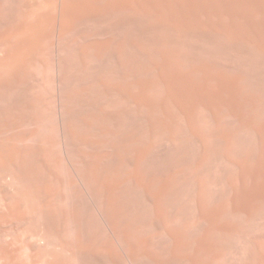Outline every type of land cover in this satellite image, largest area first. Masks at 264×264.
I'll use <instances>...</instances> for the list:
<instances>
[{
	"label": "rangeland",
	"instance_id": "rangeland-1",
	"mask_svg": "<svg viewBox=\"0 0 264 264\" xmlns=\"http://www.w3.org/2000/svg\"><path fill=\"white\" fill-rule=\"evenodd\" d=\"M19 1L20 0H0V35H1L0 39L4 38L2 39L3 41L6 39L5 40L6 42L5 41L4 42L7 43V45L8 44L12 45L15 42L12 39V37L8 34L7 30L10 28H14L17 24L20 23V21L23 20L20 19L18 12H17L18 15L16 14V10H18L20 6V3L17 4V2ZM58 1L64 2V0H58ZM102 1L99 0L98 2H96V0L94 1L92 0L91 2L93 3L95 2L96 5L98 4L96 6L95 4L92 3L93 7L95 6V8L103 10L104 5L102 4L103 3ZM112 1L113 3L116 1V3L114 4L112 3L115 8L113 7L112 9L111 6L109 9L108 7H106V9L108 10L104 9L103 14H105L106 16L105 19L107 21L104 20V18H102L104 20V21L102 20L103 24H101V22L96 23L95 21L93 24L92 19H91L92 21L90 19H88L90 20L88 21L85 19L82 20V19L74 18V15H72L70 12L66 10H62L63 12H59L61 11L59 9L57 12L59 15L62 14L63 19H61L62 16H59L60 19L58 18V20L55 21L57 22L55 23V26H53L54 22L52 23L53 25L47 24L49 25L47 26L49 32L53 31L52 27L55 28L53 29H54V33L56 32L55 33L56 36L53 39L54 41L51 40L52 41L51 44L49 41H46L45 43H43V45L40 46L39 52L41 50H43V52L41 51L39 53L40 55V57L38 58L39 60L37 59L39 61V66H34V65L31 66V64L29 63L22 62L23 64L20 65L18 71L12 74L14 76L11 75V79H10L11 81L6 80V77L2 76L3 74L0 72V80H2L0 82L1 83L3 82L2 84L4 85L3 86L0 83V88H1L0 102L2 103V104L0 103V150L1 153L2 151L3 153L9 151L7 154L8 156L5 153L4 154L2 153L3 154L2 156L6 155L5 159H7L8 157L9 163L12 166L11 167L9 165L11 167L10 175L8 171L9 169L6 170L8 173L6 171L5 174L4 172H2V174L0 173V175L4 174L3 176H0L1 177L0 190H6V192L3 191L2 193L0 191V193L2 195L8 192H10V194H12V192L13 194L18 193V195L21 198H23L24 196V200L26 198L25 201L27 200L30 202L34 201L33 203L28 202L31 205L30 207L31 213L34 210H37L33 212V214H31L30 211H28L29 215H31L30 217L32 218L31 220L33 224H35V225L31 224L29 226V230L31 229L35 230L34 231L35 237L34 239H30V241L25 239L23 240L27 241V243L29 242V244L30 242L31 243L39 242L38 245H40L42 251H45L46 253L44 254L43 252L44 256L45 255L46 256L44 258L45 260L43 259L44 261H42L41 264L42 263L56 264V262L57 264H64V263L65 264H97V263L118 264L119 262H120L119 264H264V72H263L264 50H262L264 49V0H247L250 4L246 0L244 1L228 0L229 5L226 0H225L226 3L224 0L223 2H220L221 0H211V1L209 0L212 8L210 7L211 9H208L206 11L207 12L206 16H204L205 10L201 11L200 9L201 11L200 12L199 10H194L192 9L191 6L189 7L185 4H182L181 7L185 8V6H187L189 9L186 7L187 9H184L183 10L184 12L181 9V11L183 12L182 14L181 11L180 12L177 10L175 11L173 7H170L166 1H164L166 7H164V4L162 3L161 4L163 6L159 4L163 0H160L159 3H156L158 2V0L156 1L147 0V2L150 5L154 1L155 4L159 5L157 6L154 4L153 6L152 3L151 7L148 6L150 7V10L148 9V7H145L147 5V3H145L146 1L143 2L145 3V5L142 3V5L144 6L143 8L146 9V11L148 10V13L146 15L145 13H139V12L136 14V12L133 10V7L138 2L137 0L136 1L124 0L123 1L124 3L122 2V0H112ZM118 1L121 2L118 3ZM217 2H219L218 3L219 5L217 4ZM232 3L234 5H232ZM241 3L243 4V6ZM120 4H122L123 6L126 4L127 7L124 6L125 8L128 9L132 8V9L128 11V9H125L124 7H123L124 9L118 7L120 10L121 9L124 10V11L122 10L120 11L118 8H116L117 5ZM15 5L18 6V8ZM102 5L103 7L101 8ZM160 5L164 9H166L168 6L166 11L171 8L172 12L170 13L169 10H168L169 13L165 12L160 7ZM233 6H235L234 7L235 9L231 8ZM160 8L161 10H163L162 12L166 16L167 14L168 15L173 14L174 11L175 14L181 13L182 15L180 16L179 14L178 16L180 17H177V15L176 17L173 15L171 16L169 15L170 17L173 16V19L175 18L176 20L175 19L174 20L175 22L176 21L177 22L176 23L170 22L169 24V22L165 20L166 21L165 23V21L161 19L163 18V16L160 17V14L161 15L163 14L160 11ZM132 10L133 12H135L134 14H132L133 13L131 12ZM151 10H152L151 12L152 16L151 17L147 16L149 15ZM193 10L196 13V15H194L195 13L193 12ZM108 11H110L111 14ZM126 11L128 13L130 12L133 15V17L137 15L138 18H140V20H136L137 17L134 19L138 21V23H141L140 24L141 28L145 26L147 30H151V31L150 32L148 31V33L145 32L146 34L141 33L139 35V33L135 31V29L134 31H132L133 29L132 30L130 29L132 28L130 26L132 25V23L131 24L128 23L129 24L128 30L130 29L131 30L130 33L132 32L131 34H128V32L126 31L127 28H125L124 26L126 25L127 27L128 24L126 23L128 21L132 22L133 20L132 19L131 21L128 20V17H132V15L130 13L128 14ZM157 11H159L160 14H158ZM197 11L199 12V14L197 13ZM245 11L246 12L248 11L247 14ZM117 12H119V15H121L122 17L118 16ZM153 13H157V14H153ZM190 13L191 15L193 14L192 16L195 17L194 19L197 20L198 17L196 16L198 15L199 18L201 17L200 18L201 20L198 18L200 21L204 20L205 26L207 25L208 27L207 28L208 32L204 31L205 36H201V38L200 35L199 37L197 35H193L192 37L194 38L192 37L189 38L190 35L187 37L186 36L181 37L180 34H181V30L183 29V26H185L184 30L187 27V24L185 25L186 21L190 23L188 24L189 27L193 25L191 21H189L188 16L184 15V14L188 15ZM16 15L18 16V20ZM123 15L126 16L127 18L126 20H128L127 22L125 21V18H123L125 17ZM141 15L144 16L142 17ZM146 16L147 18H144ZM149 17L152 19L157 18L156 21H158L159 18L160 23L158 25L160 26L162 25L166 27V29H168L167 25L168 26L170 25L169 28L171 30L169 29L170 31L168 30L169 31L168 33L171 34L170 38L172 37L173 38L170 41L168 37L170 41L169 43H166L167 38L165 39L163 37L164 33L163 35H161L162 34L161 32H163L161 31V29L164 30L165 28L161 27V29H158L159 26L157 25V23L156 25L158 26V28L157 26L156 28L154 26H153L154 28L150 27L153 25L155 20L153 19L152 22V20L150 19L151 20L150 22V20L148 19ZM183 17L186 18L184 19ZM71 18L73 21L71 20ZM143 18L144 20H142ZM145 19L146 20L148 19V21H146ZM60 20H64L67 24L68 22H70V24H68V26L65 27V25L63 26L65 22L61 23ZM109 21L111 22L109 23ZM122 21H125V23H122ZM136 21H135V26L138 24ZM141 21L144 22L142 23ZM213 21L215 25H212ZM241 21H245V22L244 23L242 22V24H240ZM89 22H91L90 23L91 25L89 24ZM11 23H13V25ZM148 23L150 24V26L147 25ZM120 24H125V25L121 26ZM106 25L107 26L109 25L108 28ZM246 25L249 27L250 31L247 29L248 27ZM94 26H96L97 29L99 30H97L96 27ZM137 26L139 27V25ZM193 26L190 28L187 27L188 29L186 30L189 31L190 29L193 28ZM235 26H237V28ZM49 27H51L52 31H50ZM67 27H70L71 30L70 28ZM92 27H94L95 29H92ZM118 27L122 31L119 30ZM140 27L137 28L139 29V32H140ZM179 27L182 29H180ZM101 28L102 30H100ZM117 29L119 31H117ZM194 29L198 30L199 28L197 29L195 27ZM199 30L203 31L201 29ZM73 31L75 32V34ZM133 32H136L139 36L136 33L135 34L137 36L136 35L134 36ZM205 32H207L208 34L206 35ZM212 32L213 34H211ZM154 33L157 34L158 37L155 36ZM261 33L263 36L261 35ZM151 36L154 37V42H156L155 43L156 47L154 46V43H148L149 46L147 48V43L145 42L150 41ZM195 36L197 37L196 40H195ZM159 37L163 38L164 40L160 39ZM177 37L179 39L181 38L182 39L179 40L177 39ZM202 37L203 38L206 37L207 39L206 40L204 38L203 42H205V44L201 43V41L203 40ZM158 39L160 41L159 43H157ZM198 39L199 40L202 39V40L198 41ZM140 40H142L143 43ZM11 42L13 43L11 44ZM93 42L96 43L94 44ZM197 43L199 45H197ZM90 44H92V47H90ZM176 44H178L179 46ZM201 44L203 46H201ZM47 46L50 49H48ZM173 46L174 47L177 46L179 48L175 47L174 49ZM207 46L210 47L206 48ZM89 47L91 49H89ZM94 48L98 50H95ZM161 48L163 49L160 50ZM194 48L196 49V51ZM87 49H89L91 52L89 50L88 52ZM183 49H186V53L191 57L185 54V50ZM171 50H173L174 52ZM197 50L200 51V54L201 55L203 54V56H200ZM152 51L153 53L155 52L156 55L151 54ZM172 52L173 55L170 56ZM195 52L197 55L195 54ZM181 53L184 54L182 55ZM89 54L91 55L89 56ZM146 54L148 57L150 56L149 59L147 58ZM206 54L208 58L206 57ZM260 54L263 56L261 57ZM142 55L145 56L143 57ZM152 55H154L155 57ZM179 55H182L184 57V58L181 57V59H183L184 61L180 59L179 60L181 61L180 63L176 61ZM247 55L248 56L251 55V59L247 58L248 57ZM135 56L138 59H140L137 60L136 58L137 62L141 61L140 62L141 65L145 67L147 66L146 63L149 64L147 67H151L152 64L154 66L158 64L157 66H159L160 68L159 67L157 68V66L156 67L152 66V67L157 69L156 75L158 74L159 78L158 77L155 78L158 81L160 79L159 83L161 84L162 82L163 86L161 85V87L164 88L160 87L161 88L160 91L157 89L155 91H151V89L148 88L144 89L143 87H141L140 81H145V80L151 81L150 79H152V77H150L149 79V75L145 76L146 74L140 72L141 70H139L138 67L135 69L136 65L133 64L134 67H132L131 65L132 63L130 62L132 60L135 61L134 58ZM187 56L190 58V60ZM153 57L157 60H155ZM256 57L259 58V60ZM47 58L48 59L52 58V59L51 60L49 59L50 61L48 62ZM72 58L74 59V61ZM150 58L152 59V61ZM172 58H174L175 60ZM249 59L251 60V62L253 59L254 62L250 64L254 66L251 65L249 66L248 63V61H250ZM45 60L46 62H44L43 65L42 62ZM168 60L171 62H169ZM143 62L144 64H142ZM246 63H248V65ZM168 64L171 65L169 66ZM258 64H259L258 67L259 69L257 68ZM168 67H171V70L172 68H174L175 73L177 72L179 73L183 69L181 73L184 74L186 73V74L185 75L181 74V76L182 77L184 76L183 77L184 79L180 80L181 76L179 75L180 77H177L178 75L173 73L174 72L173 70H172L173 72L171 73H173L175 76H171L170 73H167V71L169 72L170 70V68ZM200 67H202V70H199ZM196 68H198L197 69L199 70L198 72L196 71ZM261 68L263 69L260 70ZM39 69L42 71L40 72ZM184 69L187 71H185ZM33 70L36 71V74H34L35 71ZM49 73L54 75L52 76ZM139 74L140 75L143 74L142 77ZM26 76L28 77L26 78ZM204 76H206V78ZM37 78H39V80ZM4 79L7 82H5ZM41 80H43L44 82H42ZM49 80H51L52 82ZM185 80L186 82H184ZM25 81H27V83L29 82V84L25 85L26 84ZM33 81H35V85H33L34 83ZM196 81L198 82V84H196L197 83ZM96 82L99 83L97 85H101L100 89H104L103 91L104 93L102 92V90H100L101 94L99 93L97 99L95 98L96 99L95 100L92 97L95 94L93 95L91 94V88H92V84ZM182 82L185 85H183ZM88 83H90L91 85ZM188 83L191 87L188 85ZM46 84H48L47 87L48 89L46 88L47 86ZM50 85L51 88H49ZM97 85L95 88L99 90V86L97 87ZM195 85L197 86V88H195ZM183 86H187V87H183ZM175 87H177V89ZM192 87H194V89ZM95 88L92 89L98 93L99 91L95 90ZM164 89L166 90V92ZM75 90L77 91L74 92ZM163 90H164L163 93L164 95L161 93L163 92ZM7 91L10 94H7ZM40 91L41 94L37 95V93H39ZM94 91L92 92L94 93ZM173 91L177 94H175ZM42 92H44L45 94ZM48 93H50L53 97L50 96V94ZM74 93L80 95L79 96L76 95L77 96L76 98ZM156 93L158 94L156 95ZM170 93L172 94L170 95ZM153 94L155 95L154 97ZM90 95H92L91 97L94 99L95 102L99 100L98 98H100L101 100H99V102L94 105L95 102L91 100L92 98L89 97ZM38 96L40 97L38 98L39 100L37 99ZM141 97L142 98L146 97V99L148 97V100L143 103L144 105L140 102ZM88 98L91 99L87 100ZM157 98L161 102L156 100ZM44 99L49 101L48 102V104L50 103L49 106H54V109L53 107H51L53 110H51L49 106H48L49 108H47V101L44 102ZM35 100L36 102L41 101L40 103H38L39 105L36 104ZM42 101L44 104L43 106L45 108L41 107V112L34 114L35 110H39L37 109L38 106L39 108L40 106H42ZM88 101L89 103L85 104V102ZM34 102L38 106L34 105ZM74 102H75V107H73ZM145 103L148 105L146 106ZM155 104H157V107ZM32 105H34L36 109ZM92 105H94L96 108L95 107L93 108ZM69 106L75 108L74 111L78 113L76 112L74 113L73 108L71 109ZM79 106L82 108H80ZM89 106L92 107L93 111H95L96 116H94V118L92 117L93 116L92 113L89 115L90 113ZM152 106H154L153 109L151 108ZM148 107H150L149 111L147 109ZM155 107L157 108L155 109L157 110L156 111L157 113L155 112L153 115L152 111H154ZM76 108L78 111L76 110ZM42 109L44 113L46 112V114L51 111L49 115L48 114L47 115L50 117V120H53V121L50 120L48 121L46 119L48 122L45 121V124L48 123V125L47 124L44 125L46 126V128H48L49 126L48 128L49 131H47L46 129V133L44 132L45 126H40L38 121H36V123L34 122V120L38 119V117L41 116V114H43ZM68 109L74 115L76 114L77 116L73 117L72 114L71 117L70 116L71 112H69ZM27 110L28 112L31 113H28ZM144 111L145 113H143ZM149 112L152 113L150 116L148 115ZM51 114L54 115L50 116ZM156 114L158 115L159 122H157L158 120H156L157 118ZM176 114L178 116H176ZM47 115L46 116L44 115V117H47ZM127 115L131 117L129 118ZM163 116L164 118H162ZM51 117H54L55 120ZM91 117L95 120L97 119V121L92 120ZM96 117H100V119ZM137 117L139 118L141 117V118L137 119ZM154 118L157 124L161 123L162 127L167 126L166 131L169 130L168 135L166 134L165 136V134L161 133L160 131L153 129L157 127L155 126L156 122L155 120H153ZM90 119L91 122H94L93 123L94 125H90L92 124L91 122H89ZM129 119L130 121H128ZM168 120L169 122L170 121L171 122L167 123ZM54 121H56L57 123ZM100 121L103 122V124L100 123ZM142 121L143 123H141ZM144 121L147 123V125H152V126H147ZM149 121L151 123H149ZM49 122H51L52 124L50 125ZM55 123L56 125L54 127ZM178 123L180 126L179 130L178 127H176ZM133 124H134V128H133ZM38 125L42 127L44 130H41L42 128L40 127L38 129L37 127ZM181 125H183L182 126L183 129H181L182 128ZM173 126L175 129L173 128ZM2 127L4 128L3 131H2L3 129ZM222 127H224L223 128L224 130L222 129ZM52 128L54 130L55 128H57L59 130L58 131L59 133L57 132L53 133L55 131ZM16 129L18 130V133ZM147 129L149 130L148 135L146 134ZM173 129L176 131H174ZM38 130L39 131L41 130L42 133L39 132ZM151 130H154L155 132ZM35 131H37L39 134L41 133L40 134L41 136L45 135V137H40V135L37 134ZM156 132L157 133L160 132L159 134H163L165 137L162 135V138L164 139L161 138V135H156L155 134ZM17 134L18 135L23 134L22 135L23 137L22 136L20 137ZM52 134L53 135L56 134V135L52 136ZM28 135L30 137H33V139H30ZM139 135H141L142 137L140 138ZM144 135L146 138L144 137ZM167 136L168 137L171 136L170 139L169 138L166 139ZM15 138L18 141H16ZM41 138L44 139L40 140ZM86 138H88V140ZM177 138H179V140H177ZM55 139L59 140L57 142L61 145V147H59L60 146L59 144L56 145L57 143ZM173 139L175 140L173 141ZM31 140L33 141L30 142ZM51 140H53L54 146H56L57 148L53 146V142ZM147 140L148 142H146ZM41 141L42 142L45 141V143H47L45 145L47 149H49L50 146H52V149L50 148L48 150V151L51 150L50 154L48 153V151H46L47 149L45 146L43 150L42 145L39 144L41 143ZM139 141H141L140 142L142 145L141 147ZM157 142H159L160 144ZM34 143H36V145H34ZM45 143L43 142V144ZM145 144L147 147L149 146L150 148L147 149ZM157 144H159L160 147L157 146ZM35 146L38 147L39 150L36 149ZM101 146H103L102 150H99ZM6 147H8L9 149ZM14 147L15 150L13 151L14 152L16 151L18 155L16 154V157L12 158V156L14 157L15 153L14 152L10 153V152L12 151V149H14ZM153 147L154 149H152ZM30 148H32L33 150ZM40 148H42V150ZM56 149L57 150L59 149L58 152L60 153H57ZM40 150L43 152L46 151L48 153L47 156L49 155L51 156V154L53 153L52 155H54L56 161H51L53 157L51 156L52 158L49 157L51 158L49 159L48 157H46L47 153L44 152L45 153L44 155L43 152H41ZM32 151H34V153ZM101 153H105V154H101ZM30 154L33 156L29 157ZM141 154L142 156L143 155L144 156L142 157ZM145 156L146 158H144ZM36 157H38L39 159L38 162H37L38 159ZM50 161L52 163L53 162L56 163L53 165L52 163H50ZM122 163L124 164L126 163L128 165V166L126 164L124 165L127 169L125 167H122L123 165ZM96 166L97 168H95ZM92 168H94L95 173L92 171L93 170ZM98 168L102 169V170L99 169L102 171V172L100 171L101 172L100 174H97L99 171L97 172L96 169ZM124 171L127 173H125ZM109 172L111 173L109 174ZM94 174L97 176H95ZM124 175L127 176L124 177ZM99 176L101 177L98 178ZM91 179L94 180L95 182L92 181ZM55 180L57 181L56 183ZM64 182L66 184H64ZM10 183L11 185H13L12 187H9ZM51 183L52 185H50ZM62 183L64 185L70 184L72 187L71 186L69 187L73 189L68 188V185L67 187L64 186ZM112 183H113V190L114 188L115 189L117 188V186L114 187V185L115 184L118 185L120 183L119 184L120 187L118 188L119 190L118 189L114 190L115 193L113 192L111 186L109 185ZM53 187L55 188L53 189ZM60 187H62L61 188L62 190L60 189ZM64 187L66 188L63 190ZM100 188H102V190ZM8 189L11 191H9ZM97 189L101 190V194L99 192L100 195L97 193ZM113 194H115V197ZM19 196L18 199L20 198ZM56 196L58 197V200ZM116 196H118V198L119 197L121 198L115 199ZM30 197L32 200L33 199L34 200L32 201L31 199H29ZM98 197L101 198L102 200H100ZM82 198L84 201H82ZM13 200L14 202H16L15 200H17V198ZM116 201L120 205L116 203ZM129 202L132 203L129 204ZM140 202L143 203V205ZM49 203L52 205H49ZM77 203H80V205H78ZM144 205L146 207H144ZM0 206L5 207V208L0 207V213L1 212L3 213L5 212V210H7L6 202H1ZM78 206L79 207L81 206L80 209L85 206L86 210L84 208L83 211L82 209L80 211ZM38 209L40 212H38ZM129 211L130 213H132V215L129 213ZM79 212L82 213L80 214ZM66 217L70 220L68 221ZM133 217L135 219H132ZM64 220L67 221L65 222ZM61 222L65 224L66 227ZM71 222L72 224H70ZM40 227L42 228V230L40 229ZM97 229L99 232L97 231ZM39 234L42 237L39 236ZM64 234L65 235L67 234V236H65ZM47 237H50V239ZM3 238L1 240L2 242H3ZM14 238L15 237L13 236H6L4 238V243L5 244L8 243V244L6 245L5 249L4 248L3 249L7 250L5 252L7 253V255H9L10 260L14 259L10 262V264L12 263L14 264L16 260L17 261L15 264H23V263L29 264L28 261H30V264H32L30 258L34 256L33 255L34 253L33 254L31 253L34 251L33 250H29L27 252L16 251L17 249L10 246V243H13V241L15 240ZM40 239L42 241H40ZM246 243H248L249 246ZM50 247H52L53 249ZM218 247H220V249ZM55 249L57 251L59 249V251L57 252ZM28 252L29 254H27ZM49 254H51V256ZM65 255L69 257H66ZM11 256L14 258H11ZM29 256L31 257L29 258ZM61 256H63L64 258ZM50 257L51 258L53 257V259H50ZM20 259L22 261H20ZM25 259L26 260L29 259V260H27V262H23L26 261ZM164 259H166V261ZM64 260H66V262ZM0 261H1L0 264H5L3 260Z\"/></svg>",
	"mask_w": 264,
	"mask_h": 264
},
{
	"label": "bare ground",
	"instance_id": "bare-ground-1",
	"mask_svg": "<svg viewBox=\"0 0 264 264\" xmlns=\"http://www.w3.org/2000/svg\"><path fill=\"white\" fill-rule=\"evenodd\" d=\"M92 0H64V2L62 3V2H59L58 0H20L19 2H17V4L18 3H20V6H19V8H18V6H16L17 8H18V10H16V14H17V12H18V14H19V16H20V19L22 20V21H20V23L19 24H17L14 28H10V29H8L7 30V32H8V34L12 37V39L15 41L14 43L13 42H11V44L12 45H10V44H8L7 45V43H5L6 41V39L3 41L2 39H4V38H2V39H0V72L3 74L2 76H5L6 77V80H10L11 79V75L12 74H14L15 72H17L18 71V69L20 68V65L21 64H23L22 62H25V63H29V64H31V66L32 65H34V66H39V57H40V55H39V53L42 51L43 52V50H41L40 52H39V48H40V46L41 45H43V43H45L46 41H49L50 42V44H51V42L52 41H54L53 39L55 38V36H56V32L54 33V27H52V30H51V27H49L50 28V31H52V32H49V29H48V27L47 26H49V25H53L52 23L54 22V25L53 26H55V23H57V22H55L56 20H58V18L60 19V17L59 16H62V14L61 15H59L58 14V10L60 9L61 11H59V12H63L62 10H66V11H68V12H70L72 15H74V18H77V19H85V20H88V19H92L91 21L93 22V24H94V21L96 22V23H99V22H101V24H103V22H102V18H104V20H106L105 19V14H103V11H104V9H106V7H108V9L111 7L112 9H113V4L114 3H116V1L113 3V1L112 0H100V1H102L103 3V5H104V7H103V5L101 6V8L103 7V10H101V9H97V8H95V6L93 7V4H95V2L93 3V2H91ZM94 1V0H93ZM99 1V0H98ZM97 0H96V2H98ZM124 0H122V2H123ZM131 1V0H130ZM129 1V2H130ZM136 1V0H135ZM138 2L135 4V6L133 7V10L136 12V14L139 12V13H145V15L148 13V10L146 11V9H144L143 7V5H142V3L143 2H145V3H147V5L145 6V7H148V6H152V3H153V6H154V2L156 1H154V2H150L151 3V5L147 2V0H137ZM159 1L160 0H158V2H156V3H159ZM164 1H166L168 4H169V6L170 7H173L174 9H175V11L177 10V11H181V9H182V11L184 10V9H187L188 7L187 6H191L192 7V9H194V10H199L200 11V9H201V11H203V10H205V15L204 16H206V11L208 10V9H211L212 7H211V5H210V2H209V0H163V1H161L159 4H164ZM211 1V0H210ZM225 1V0H224ZM227 1V3H228V5H229V1H232V0H226ZM226 1H225V3H226ZM235 1V0H234ZM237 1V0H236ZM241 1V0H240ZM239 1V2H240ZM244 1V0H243ZM247 1V0H246ZM119 2H121V1H118V3ZM220 2H223V0H221ZM238 2V3H239ZM248 2V1H247ZM252 2V1H251ZM93 3V4H92ZM113 3V4H112ZM117 3V4H118ZM124 3V2H123ZM122 3V4H123ZM132 3V2H131ZM145 3H143L144 5H145ZM214 3H215V1H214ZM219 2H217V4H218ZM242 3H245V2H242ZM241 3V4H242ZM249 3V2H248ZM122 4H120V5H117V7L116 8H122V9H124L125 7H127V5L125 4L124 6L122 5ZM149 4V5H148ZM161 4V5H162ZM168 4H166V5H168ZM182 4H185V5H187V6H185V8L184 7H181V5ZM221 4V3H220ZM231 4V3H230ZM250 4V3H249ZM96 5V4H95ZM98 5V4H97ZM96 5V6H97ZM116 5V4H115ZM133 5V4H132ZM155 5H157V4H155ZM160 5V7L162 8V6ZM219 5V4H218ZM222 5H224V4H222ZM227 5V6H228ZM232 5H234L233 3H232ZM231 5V6H232ZM251 5H253V4H251ZM254 5H255V3H254ZM129 6V5H128ZM157 6H159V5H157ZM242 6H243V4H242ZM248 6V5H247ZM14 7V6H13ZM124 7V8H123ZM131 7V6H130ZM129 7V8H130ZM150 7H148V9L150 10ZM164 7H166L165 6V4H164ZM187 7V8H186ZM211 7V8H210ZM222 7H225V6H222ZM235 6H233V7H231V8H234ZM249 7H250V5H249ZM17 8H15V9H17ZM115 8V7H114ZM118 8V9H119ZM159 8V7H158ZM161 8H160V11L162 12L163 10L165 11V12H168V10L170 11V13L172 12L171 11V8L170 9H168L167 11H166V9L168 8V6H167V8L166 9H164V8H162L163 10H161ZM228 8V7H227ZM108 9H106V10H108ZM111 9V10H112ZM121 9V10H122ZM125 9H128V8H125ZM132 9V8H131ZM131 9H128V11H130ZM153 9H154V7H153ZM152 9V10H153ZM189 9V8H188ZM215 9V8H214ZM217 9V8H216ZM235 9V8H234ZM105 10V11H106ZM120 10V9H119ZM120 10V11H121ZM133 10L131 11V12H133ZM152 10L150 11V13H149V15H147V16H152ZM156 10H158V9H156ZM155 10V11H156ZM173 10V9H172ZM194 10H193V12H194ZM219 10V9H218ZM225 10V9H224ZM229 10V9H228ZM249 10V9H248ZM254 10V9H253ZM113 11V10H112ZM122 11H124V10H122ZM175 11L173 12V14H171V15H173V16H175L176 17V15H177V17H180L182 14H183V12L181 11V13H179L180 14V16H178L179 14H175ZM200 11V12H201ZM233 11V10H232ZM250 11H251V9H250ZM249 11V12H250ZM14 12H15V10H14ZM20 12V13H19ZM108 12H110V11H108ZM127 12V11H126ZM135 12H133L132 14H134ZM158 12V14H160L159 13V11H157ZM188 12V11H187ZM189 12H192V11H189ZM209 12V11H208ZM212 12V11H211ZM220 12V11H219ZM218 12V13H219ZM226 12H227V10H226ZM244 12V11H243ZM246 12V11H245ZM248 12V11H247ZM247 12H246V14H247ZM107 13V12H106ZM116 13V12H115ZM125 13V12H124ZM123 13V14H124ZM128 13V12H127ZM130 13V12H129ZM128 13V14H129ZM163 13V12H162ZM169 13V12H168ZM195 13V12H194ZM197 13L199 14V12L197 11ZM229 13V12H228ZM232 13V12H231ZM230 13V14H231ZM235 13V12H234ZM17 14V15H18ZM110 14H111V12H110ZM109 14V15H110ZM120 14H122V13H120ZM131 14V13H130ZM131 14V15H132ZM151 14V15H150ZM153 14H157V13H153ZM212 14V13H211ZM251 14V13H250ZM16 15V16H17ZM71 15V16H72ZM104 15V16H103ZM117 15L118 16H121V15H119V12H117ZM117 15H116V17H117ZM139 15V14H138ZM170 15V14H169ZM168 14H167V16L166 15H164V13L161 15L160 14V17L161 16H163V18H161L163 21H167V22H169V24H170V22H174V23H176L175 22V20L173 19V16L172 17H170ZM185 16H188V18H189V21H191V23L194 25H191L190 27H192L193 26V28L192 29H190L189 31H187L186 29H188L187 27H189V25L188 24H190L189 22H187L186 21V23H185V25L187 24V27H186V29L184 30V27L185 26H183V29L182 28H180V29H182L181 30V37L182 36H189V38H191L193 35H197L198 37H199V35H200V38H201V36H205L204 35V31H207L208 32V27H207V25L205 26V22H204V20H202V21H200L201 19V17L199 18V16L197 15L196 17H198L197 18V20L196 19H194L195 17H193L192 15H191V13L190 14H184ZM194 15H196V13L194 14ZM219 15V14H218ZM223 15V14H222ZM228 15V14H227ZM239 15V14H238ZM242 15H243V13H242ZM258 15V14H257ZM68 16V15H67ZM123 16H125V15H123ZM135 16V15H134ZM142 16V15H141ZM140 16V17H141ZM144 16V15H143ZM142 16V17H143ZM147 16L146 17H144V18H147ZM158 16V15H157ZM201 16V15H200ZM203 16V17H204ZM221 16V15H220ZM230 16V15H229ZM245 16V15H244ZM260 16V15H259ZM109 17V16H108ZM122 17V16H121ZM120 17V18H121ZM132 17H133V15H132ZM128 17V20H130L131 21V19L133 20L132 22H129L128 20H126L127 18H126V16L125 17H123V18H125V21L127 22L126 24H131L132 23V25H130L132 28H130L132 31H134V29H135V31L136 32H138L139 33V35L141 34V33H144V34H146L145 32H147L148 33V31L150 32L151 30H147L146 29V27L145 26H143L142 28L140 27V24L141 23H138V21H136V20H140V18H138V16L136 15L135 17ZM137 17V18H136ZM148 18L149 20L151 19L152 20V22H153V19L152 18ZM159 17V16H158ZM202 17V18H203ZM239 17V16H238ZM241 17V16H240ZM247 17V16H246ZM115 18V17H114ZM119 18V17H118ZM117 18V19H118ZM134 18H136V20L134 19ZM144 18L142 19V20H144ZM156 18V17H155ZM184 19L186 18V17H183ZM182 18V19H183ZM253 18V17H252ZM260 18H262V17H260ZM19 19V20H20ZM61 19H63V16H62V18ZM68 19V18H67ZM76 19V20H77ZM148 19L146 20V21H148ZM157 19V18H156ZM156 19H154L155 21H154V23H153V25L152 26H150V24L148 23L147 25H149L150 27H155L156 28V26L160 23L159 22V18H158V21H156ZM15 20V19H14ZM17 20H18V16H17ZM71 20H72V18H71ZM84 20V21H85ZM90 20H88V21H90ZM103 20V21H104ZM151 20H150V22H151ZM174 20V21H173ZM61 21V23L62 22H65L64 20H60ZM60 21H59V23H60ZM73 21V20H72ZM79 21V20H78ZM83 21V22H84ZM107 21V20H106ZM105 21V22H106ZM125 21H122V23H125ZM135 21L138 23L137 25H139V27H140V32H139V29H137V28H139L137 25V28H136V26H135ZM146 21H145V23H146ZM166 21H165V23H166ZM10 22V21H9ZM11 22H13V21H11ZM16 22V21H15ZM67 22H68V20H67ZM82 22V21H81ZM86 22V21H85ZM104 22V23H105ZM111 21H109V23H110ZM116 22V21H115ZM134 22V23H133ZM140 22V21H139ZM142 23L144 22V21H141ZM162 22V21H161ZM204 22V23H203ZM242 22L244 23L245 21H241L240 22V24H242ZM247 22V21H246ZM17 23V22H16ZM76 23V22H75ZM78 23V22H77ZM88 23V22H87ZM91 22H89V24H90ZM112 23H114V22H112ZM111 23V24H112ZM121 23V22H120ZM156 23H157V25H156ZM174 23H172V24H174ZM213 23V24H212ZM211 24L212 25H215L214 24V21L212 22ZM216 23V22H215ZM238 23V22H237ZM249 23V22H248ZM12 25H13V23H11ZM15 24V23H14ZM47 24H49V25H47ZM68 24H70V22H68ZM68 24L65 22L64 24H63V26L65 25V27L66 26H68ZM79 24V23H78ZM86 24V23H85ZM88 24V25H89ZM111 24H109V25H111ZM129 24H128V26L126 27V25L125 24H120L121 26L122 25H125L124 27L125 28H127V32H128V34H131L130 33V29L128 30V27H129ZM134 24V25H133ZM172 24H171V26H172ZM262 24V23H261ZM59 25V24H58ZM81 25V24H80ZM91 25V24H90ZM96 25H98V24H96ZM100 25V24H99ZM108 25V26H109ZM113 25V24H112ZM115 25H116V23H115ZM119 25V26H120ZM146 25V26H147ZM166 25V24H165ZM177 25V24H176ZM209 25V24H208ZM234 25V24H233ZM245 25V24H244ZM252 25V24H251ZM79 26V25H78ZM78 26H76V27H78ZM83 26H85V25H83ZM107 26V25H106ZM105 26V27H106ZM108 26H107V28H108ZM114 26V25H113ZM134 26V27H133ZM158 26H159V28H158ZM157 26V28L158 29H161V27H164V26H160V25H158ZM170 26V25H169ZM169 26L167 25V27H168V29H166V27H164L165 29L163 30V29H161V31H163V32H161L162 34L161 35H163V33H164V35H163V37L166 39V43H169L171 40H172V38H170L171 37V34L170 33H168L171 29L169 28ZM210 26V25H209ZM240 26V25H239ZM238 26V27H239ZM247 26V25H246ZM245 26V27H246ZM250 26V25H249ZM75 27V28H76ZM94 27H96V26H94ZM94 27H92V29H95ZM103 27V26H102ZM112 27V26H111ZM153 27V28H154ZM177 27V26H176ZM189 27V28H190ZM199 28V29H201V30H203V31H200L199 29L198 30H196V29H194V28ZM213 27V26H212ZM216 27V26H215ZM236 28H237V26H235ZM248 27V26H247ZM54 28V29H53ZM67 28H70V27H67ZM106 28V29H107ZM119 28V27H118ZM148 28V27H147ZM172 28V27H171ZM174 28V27H173ZM241 28H242V26H241ZM240 28V29H241ZM57 29V28H56ZM96 29H97V27H96ZM170 29V30H169ZM180 29H179V31H180ZM194 29V30H193ZM206 29V30H205ZM248 30H249V27L247 28ZM70 30H71V28H70ZM97 30H99V29H97ZM100 30H102V28L100 29ZM119 30H121L120 28H119ZM118 29H117V31H119ZM169 30V31H168ZM175 30V29H174ZM193 30V31H192ZM238 30V29H237ZM244 30V29H243ZM246 30V29H245ZM262 30V29H261ZM5 31V30H4ZM109 31V30H108ZM122 31V30H121ZM125 31V30H124ZM152 31H154V30H152ZM176 31V30H175ZM210 31V30H209ZM247 31V30H246ZM250 31V30H249ZM248 31V32H249ZM74 32V31H73ZM102 32V31H101ZM126 32V33H127ZM136 32H133V34H134V36L137 34ZM159 32V31H158ZM157 32V33H158ZM173 32V31H172ZM207 32H205L206 33V35L208 34ZM217 32V31H216ZM6 33V32H5ZM136 33V34H135ZM176 33H178V32H176ZM180 33V32H179ZM239 33V32H238ZM241 33V32H240ZM244 33V32H243ZM74 34H75V32H74ZM133 34H132V36H133ZM150 34V33H149ZM155 34V33H154ZM210 34V33H209ZM211 34H213V32L211 33ZM234 34H236V33H234ZM246 34V33H245ZM68 35V34H67ZM66 35V36H67ZM138 35V34H137ZM136 35V36H137ZM138 35V36H139ZM148 35V34H147ZM159 35H160V33H159ZM170 35V36H169ZM172 35H173V33H172ZM261 35H262V33H261ZM1 36V35H0ZM130 36V35H129ZM142 36V35H141ZM155 36H157V34H155ZM177 36V35H176ZM176 36H174V37H176ZM216 36V35H215ZM237 36V35H236ZM263 36V35H262ZM6 37V36H5ZM10 37V38H11ZM152 37V36H151ZM150 37V41H148V40H146V41H148V42H145V43H147V48H148V43H154V46H155V43L156 42H154V37H152L151 38ZM158 37V36H157ZM156 37V38H157ZM168 37H169V39H170V41H169V39H168ZM7 38V37H6ZM76 38V37H75ZM136 38H138V37H136ZM160 39H163V38H161V37H159ZM192 38H194V37H192ZM196 36H195V40H196ZM203 38V37H202ZM205 39H206V37H204ZM204 38H203V40L202 39H200V40H202L201 41V43L203 44H205V42H203L204 41ZM238 38V37H237ZM236 38V39H237ZM11 39V40H12ZM141 39V38H140ZM149 39V38H148ZM175 39V38H174ZM177 39H179L178 37H177ZM182 39V38H181ZM181 39H179V40H181ZM12 40V41H13ZM52 40V41H51ZM152 40H153V42H152ZM164 40V39H163ZM176 40V39H175ZM175 40H173V41H175ZM184 40V39H183ZM194 40V39H193ZM199 39H198V41H200ZM207 40V39H206ZM205 40V41H206ZM73 41V40H72ZM142 43H143V41L142 40H140ZM157 41V40H156ZM177 41V40H176ZM188 41H191V40H188ZM238 41V40H237ZM248 41H250V40H248ZM9 42V41H8ZM160 41H159V39H158V42L157 43H159ZM162 42V41H161ZM180 42V41H179ZM197 42V41H196ZM94 43V42H93ZM96 43V42H95ZM94 43V44H95ZM141 43V44H142ZM188 43V42H187ZM194 43V42H193ZM199 43V42H198ZM197 43V45H199ZM49 44V43H48ZM49 44V45H50ZM100 44H102V43H100ZM160 44H162V43H160ZM175 44V43H174ZM201 44V46H203ZM10 45V46H9ZM48 45V46H49ZM89 45V44H88ZM144 45H146V44H144ZM150 45H152V44H150ZM158 45V44H157ZM165 45V44H164ZM176 45H178V44H176ZM183 45V44H182ZM181 45V46H182ZM190 45H191V43H190ZM210 45V44H209ZM248 45V44H247ZM250 45V44H249ZM47 46V47H48ZM95 46V45H94ZM93 46V47H94ZM160 46V45H159ZM163 46V45H162ZM167 46V45H166ZM170 46V45H169ZM179 46V45H178ZM219 46V45H218ZM252 46V45H251ZM250 46V47H251ZM46 47V48H47ZM90 47H92V44H90ZM89 47V49H91ZM156 47V46H155ZM176 48H179V47H177V46H175ZM175 47L173 46V48L175 49ZM192 47V46H191ZM208 47H210V46H207L206 48H208ZM222 47V46H221ZM242 47V46H241ZM247 47V46H246ZM249 47V48H250ZM190 48V47H189ZM205 48V49H206ZM48 49H50L49 47H48ZM89 49H87V51L89 50ZM95 49V48H94ZM144 49H146V48H144ZM152 49H154V48H152ZM158 49V48H157ZM163 48H161L160 50H162ZM165 49V48H164ZM172 49V48H171ZM182 49V48H181ZM195 49V48H194ZM239 49V48H238ZM46 50V49H45ZM95 50H98V49H95ZM148 50V49H147ZM168 50V49H167ZM166 50V51H167ZM177 50V49H176ZM180 50V49H179ZM178 50V51H179ZM183 50H185V54H187L186 53V49H183ZM193 50V49H192ZM199 50V49H198ZM197 50V51H198ZM201 50V49H200ZM220 50V49H219ZM245 50V49H244ZM249 50V49H248ZM262 50H264V49H262ZM48 51V50H47ZM53 51V50H52ZM51 51V52H52ZM84 51H86V50H84ZM90 51V50H89ZM88 51V52H89ZM93 51V50H92ZM131 51V50H130ZM129 51V52H130ZM155 51H156V49H155ZM171 51H173V50H171ZM190 51H191V49H190ZM195 51H196V49H195ZM255 51V50H254ZM91 52V51H90ZM133 52V51H132ZM144 52V51H143ZM160 52V51H159ZM174 52V51H173ZM173 52H172V54L170 55V56H172L173 55ZM182 52V51H181ZM193 52V51H192ZM214 52V51H213ZM235 52V51H234ZM240 52V51H239ZM238 52V53H239ZM242 52V51H241ZM246 52V51H245ZM249 52V51H248ZM257 52V51H256ZM146 53V52H145ZM151 53V52H150ZM165 53V52H164ZM177 53V52H176ZM178 53H180V52H178ZM189 53V52H188ZM201 53H203V52H201ZM244 53V52H243ZM250 53V52H249ZM255 53V52H254ZM42 54V53H41ZM44 54H45V52H44ZM43 54V55H44ZM52 54H54V53H52ZM138 54V53H137ZM151 54H155V52L153 53V51H152V53ZM168 54V53H167ZM175 54V53H174ZM182 54V53H181ZM184 54V53H183ZM182 54V55H183ZM195 54H196V52H195ZM198 54H200V51H198ZM237 54V53H236ZM246 54V53H245ZM248 54V53H247ZM256 54V53H255ZM91 54H89V56H90ZM156 55V54H155ZM158 55V54H157ZM161 55H162V53H161ZM182 55H179L178 57H179V59H178V57H177V59H176V61H178L179 63L181 62V61H179L180 59H181V57H183ZM188 55V54H187ZM197 55V54H196ZM261 55V54H260ZM38 56V57H37ZM45 56V55H44ZM143 56V55H142ZM145 56V55H144ZM143 56V57H144ZM146 56H147V54H146ZM152 56H154V55H152ZM186 56V55H185ZM189 56V55H188ZM187 56V57H188ZM199 56V55H198ZM200 56H203V54L201 55L200 54ZM205 56V55H204ZM210 56V55H209ZM238 56V55H237ZM248 56V55H247ZM253 56H254V54H253ZM263 55H261V57H262ZM46 57V56H45ZM50 57H51V55H50ZM88 57V56H87ZM150 57V56H149ZM149 57L147 56V58L149 59ZM155 57V56H154ZM153 57V58H154ZM189 57H191V56H189ZM188 57V58H189ZM206 57L208 58V56H207V54H206ZM41 58H43V57H41ZM40 58V59H41ZM135 58V61L134 60H132L130 63H132L131 65H132V67H134V65H136L135 66V69L138 67L139 68V70H141L140 72H143V73H145L146 75L145 76H148L149 75V79H150V77H152V79H150L151 81H140V85H141V87H143L144 89H146V88H148V89H151V91H155L156 89L157 90H161V88H164V87H161V85L163 84L162 82H161V84L159 83V81H160V79H159V81L155 78V77H158L159 75L157 74L156 75V73H157V69H155L154 67H156L157 65H151V67H147L149 64L148 63H146L147 64V66L145 67V66H143V65H141V61L140 62H137V60H140V59H138L136 56L134 57ZM136 58H137V60H136ZM141 58V57H140ZM184 58V57H183ZM187 58V59H188ZM196 58V57H195ZM212 58H213V56H212ZM247 58H250L251 59V55L250 56H248ZM254 58V57H253ZM257 58V57H256ZM38 59V60H37ZM48 59V58H47ZM50 59V58H49ZM48 59V62L52 59H50L49 60ZM73 59V58H72ZM130 59V58H129ZM151 59V58H150ZM155 59V58H154ZM172 59H174V58H172ZM185 59H186V57H185ZM241 59V58H240ZM245 59H246V56H245ZM249 59V60H250ZM258 60H259V58H257ZM263 59V58H262ZM147 60V59H146ZM155 60H157V59H155ZM154 60V61H155ZM159 60V59H158ZM175 60V59H174ZM181 60H183V59H181ZM189 60H190V58H189ZM188 60V61H189ZM196 60V59H195ZM216 60H218V59H216ZM256 60V59H255ZM41 61V60H40ZM73 61H74V59H73ZM76 61V60H75ZM151 61H152V59H151ZM169 61V60H168ZM173 61V60H172ZM184 61V60H183ZM248 61V60H247ZM44 62H46V60L45 61H43L42 63H43V65H44ZM53 62V61H52ZM149 62V61H148ZM161 62V61H160ZM169 62H171V61H169ZM254 61H253V59H252V62H251V60L250 61H248V63H249V66L251 65V66H254V65H252V64H250V63H253ZM259 62V61H258ZM264 62V61H263ZM73 63H76V62H73ZM164 63V62H163ZM177 63V62H176ZM185 63V62H184ZM248 63H246L247 65H248ZM50 64V63H49ZM48 64V65H49ZM134 64V65H133ZM142 64H144V62L142 63ZM151 64V63H150ZM178 64V63H177ZM181 64H183V63H181ZM180 64V65H181ZM187 64V63H186ZM189 64V63H188ZM255 64H256V62H255ZM264 64V63H263ZM41 65V64H40ZM161 65V64H160ZM169 65V64H168ZM171 65V64H170ZM169 65V66H170ZM175 65V64H174ZM174 65H172V66H174ZM198 65V64H197ZM261 65H262V63H261ZM23 66V65H22ZM25 66V65H24ZM46 66V65H45ZM152 66H154V67H152ZM167 66V65H166ZM187 66V65H186ZM189 66V65H188ZM44 67V66H43ZM42 67V68H43ZM48 67H50V66H48ZM55 67V66H54ZM74 67V66H73ZM131 67V66H130ZM159 66H157V68H158ZM180 67V66H179ZM182 67H184V66H182ZM259 67V64H258V66H257V68ZM262 67V66H261ZM28 68V67H27ZM31 68V67H30ZM40 68V67H39ZM52 68V67H51ZM160 68V67H159ZM162 68V67H161ZM164 68V67H163ZM166 68V67H165ZM168 68H170V70H171V67H168ZM167 68V69H168ZM185 68H187V67H185ZM192 68V67H191ZM191 68H189V69H191ZM194 68V67H193ZM201 68V69H200ZM199 68V70H202V67H200ZM248 68V67H247ZM29 69V68H28ZM41 69V68H40ZM39 69V70H40ZM50 69V68H49ZM49 69H48V71H49ZM155 69V70H154ZM188 69V70H189ZM195 69V68H194ZM198 68H196V71L198 72L199 70H197ZM205 69V68H204ZM259 69V68H258ZM263 68H261L260 70H262ZM32 70V69H31ZM31 70H30V72H31ZM55 70V69H54ZM169 70V72L167 71V73H170L171 74V76H175L173 73H175V71H174V68H172V70L174 71H170ZM177 70V69H176ZM179 70V69H178ZM183 70V69H182ZM182 70H181V72H182ZM185 70V69H184ZM21 71V70H20ZM33 71H35V70H33ZM42 70H40V72H41ZM154 71H156V72H154ZM163 71H165V70H163ZM185 71H187V70H185ZM139 72V71H138ZM171 72H173V73H171ZM181 72H177V73H175L176 75H178L177 77H180L181 76V74L182 75H185L184 73H181ZM184 72V71H183ZM190 72V71H189ZM188 72V73H189ZM193 72V71H192ZM205 72V71H204ZM203 72V73H204ZM264 72V71H263ZM50 73H52V72H50ZM49 73V74H50ZM55 73V72H54ZM162 73V72H161ZM202 73V72H201ZM18 74V73H17ZM34 74H36V71H35V73ZM34 74H33V76H34ZM165 74V73H164ZM164 74H163V76H164ZM169 74V75H170ZM197 74V73H196ZM205 74V73H204ZM50 75H52V74H50ZM54 75V74H53ZM52 75V76H53ZM140 75V74H139ZM143 75V74H142ZM142 75H140L141 77H142ZM161 75V74H160ZM168 75V74H167ZM180 75V76H179ZM189 75V74H188ZM201 75V74H200ZM12 76H14V75H12ZM25 76V75H24ZM29 76V75H28ZM28 76H26V78L28 77ZM43 76V75H42ZM219 76V75H218ZM36 77V76H35ZM50 77V76H49ZM55 77V76H54ZM53 77V78H54ZM176 77V78H177ZM184 77V76H183ZM182 76L180 77V80H183L184 78H183ZM191 77V76H190ZM193 77V76H192ZM196 77V76H195ZM200 77V76H199ZM198 77V78H199ZM205 78H206V76H204ZM53 78H52V80H53ZM144 78V77H143ZM159 78V77H158ZM162 78V77H161ZM166 78H167V76H166ZM170 78V77H169ZM182 78V79H181ZM197 78V79H198ZM201 78V77H200ZM211 78V77H210ZM222 78V77H221ZM38 80H39V78H37ZM44 79V78H43ZM56 79V78H55ZM54 79V80H55ZM186 79V78H185ZM5 80V79H4ZM5 80V82H7ZM25 80H27V79H25ZM35 80V79H34ZM129 80H130V77H129ZM163 80V79H162ZM188 80H189V78H188ZM191 80H193V79H191ZM208 80H209V78H208ZM0 81H2V80H0ZM11 81V80H10ZM9 81V82H10ZM13 81V80H12ZM36 81V80H35ZM35 81H33L34 83H33V85H35ZM42 82H44L43 80H41ZM49 81H51V80H49ZM165 81H166V79H165ZM178 81V80H177ZM198 81V80H197ZM196 81V82H197ZM29 82H30V80H29ZM29 82L27 83V81H25V85H27V84H29ZM38 82V81H37ZM52 82V81H51ZM55 82V81H54ZM164 82V81H163ZM184 82H186V80L184 81ZM189 82V81H188ZM195 82V83H196ZM1 83V82H0ZM3 83V82H2ZM1 83V85H3ZM14 83V82H13ZM16 83V82H15ZM39 83V82H38ZM183 83V82H182ZM211 83H212V81H211ZM4 84H6V83H4ZM49 84V83H48ZM48 84H46L47 86H46V88L48 87ZM51 84V83H50ZM55 84V83H54ZM88 84H90V83H88ZM97 84H99L98 82H96V83H93L92 84V88H95L96 87V85ZM194 84V83H193ZM196 84H198V82L196 83ZM209 84V83H208ZM12 85V84H11ZM24 85V86H25ZM41 85V84H40ZM91 85V84H90ZM90 85H89V88H90ZM93 85H95V86H93ZM176 85H178V84H176ZM183 85H185L184 83H183ZM188 85H189V83H188ZM212 85V84H211ZM4 86V85H3ZM37 86V85H36ZM38 86H39V84H38ZM99 86V90L98 89H96L95 88V90H98L99 92L97 93L96 91H94L92 88H91V94L93 95V94H95V95H97V96H95V95H90L89 97H93L94 99L96 98L97 99V97H98V95H99V93L101 94V92H100V90H102V92L104 91V89H100V86L101 85H97V87ZM163 86V85H162ZM190 86V85H189ZM188 86V87H189ZM200 86V85H199ZM210 86V85H209ZM40 87H42V86H40ZM52 87H53V85H52ZM161 87V88H160ZM180 87H181V85H180ZM183 87H187V86H183ZM191 87V86H190ZM189 87V88H190ZM44 88V87H43ZM49 88H51V85L49 86ZM159 88V89H158ZM176 89H177V87H175ZM193 89H194V87H192ZM195 88H197V86L195 85ZM211 88V87H210ZM1 89V88H0ZM11 89V88H10ZM19 89V88H18ZM24 89H26V88H24ZM48 89V88H47ZM182 89V88H181ZM191 89V88H190ZM4 90V89H3ZM37 90H40V89H37ZM56 90V89H55ZM90 90V89H89ZM165 90V89H164ZM164 90H163V92H161L162 94L164 93ZM186 90V89H185ZM36 91V90H35ZM47 91V90H46ZM77 90H75L74 92H76ZM92 91H94V93L92 92ZM175 91H177V90H175ZM179 91V90H178ZM196 91H197V89H196ZM1 92H3V91H1ZM33 92V91H32ZM48 92H49V90H48ZM55 92V91H54ZM79 92V91H78ZM77 92V93H78ZM150 92V91H149ZM165 92H166V90H165ZM174 92V91H173ZM6 93V92H5ZM16 93V92H15ZM42 93H44V92H42ZM47 93V92H46ZM51 93V92H50ZM50 93H48V94H50ZM97 93V94H96ZM104 93V92H103ZM113 93H114V91H113ZM152 93H154V92H152ZM160 93V94H161ZM175 93V92H174ZM196 93V92H195ZM200 93V92H199ZM7 94H10V93H8V91H7ZM39 94H41V91L39 92V93H37V95H39ZM45 94V93H44ZM54 94V93H53ZM75 94V97L77 98V96H79V95H77L76 93H74ZM111 94V93H110ZM158 93H156V95H157ZM172 93H170V95H171ZM175 94H177V93H175ZM179 94V93H178ZM181 94V93H180ZM16 95V94H15ZM14 95V96H15ZM35 95V94H34ZM73 95V94H72ZM71 95V96H72ZM77 95V96H76ZM104 95V94H103ZM146 95H148V94H146ZM164 95V94H163ZM167 95V94H166ZM1 96V95H0ZM5 96V95H4ZM20 96H21V94H20ZM29 96V95H28ZM50 96H52L51 94H50ZM50 96H49V98H50ZM95 96V97H94ZM101 96V95H100ZM99 96V97H100ZM114 96H115V94H114ZM113 96V97H114ZM150 96V95H149ZM148 96V97H149ZM155 95L153 94V97H154ZM181 96V95H180ZM3 97V96H2ZM12 97V96H11ZM10 97V98H11ZM33 97V96H32ZM53 97V96H52ZM56 97V96H55ZM91 97V98H92ZM117 97V96H116ZM148 97H147V99H146V97H141L140 98V102L143 104L144 102H146L147 100H148ZM157 97V96H156ZM173 97V96H172ZM175 97V96H174ZM182 97V96H181ZM13 98V97H12ZM15 98V97H14ZM25 98V97H24ZM38 98H40L39 96L37 97V99ZM45 98V97H44ZM75 98V99H76ZM91 98H88L87 100H89V99H91ZM91 99V100H93L94 101V99ZM102 98V97H101ZM158 98H160V97H158ZM158 98L156 99V100H158ZM161 98H163V97H161ZM2 99V98H1ZM5 99V98H4ZM19 99V98H18ZM32 99V98H31ZM35 99V98H34ZM36 99V100H37ZM52 99V98H51ZM95 99V100H96ZM99 100H101L100 98H98ZM105 99V98H104ZM6 100V99H5ZM27 100V99H26ZM36 100H35V102H36ZM39 100V99H38ZM70 100V99H69ZM86 100V101H87ZM99 100L97 101V102H95L94 103V105L96 104V103H98L99 102ZM103 100V99H102ZM153 100V99H152ZM163 100V99H162ZM7 101V100H6ZM47 101V108H49L50 107V109L51 110H53L54 109V106H49V104H48V100H45L44 99V102H46ZM159 101V100H158ZM167 101V100H166ZM4 102V101H3ZM10 102V101H9ZM8 102V103H9ZM35 102H34V105H36V104H38V103H40V102H36V104H35ZM54 102V101H53ZM92 102V101H91ZM102 102V101H101ZM128 102H129V100H128ZM150 102H151V100H150ZM156 102V101H155ZM159 102H161V101H159ZM1 103V102H0ZM14 103V102H13ZM89 103V101L88 102H85V104H88ZM93 103V102H92ZM91 103V104H92ZM2 104V103H1ZM7 104V103H6ZM46 104V103H45ZM91 104H89V105H91ZM146 104V103H145ZM158 104V103H157ZM157 104H155L156 105V107H157ZM161 104V103H160ZM34 105H32V106H34ZM39 105V104H38ZM38 105H36V106H38ZM44 104H43V101H42V106H40V108H39V106H38V108L37 109H39V110H33L34 111V114L35 113H40L41 112V107L43 108L44 106H43ZM52 105V104H51ZM54 105V104H53ZM94 105H92L93 106V108L95 107ZM144 105V104H143ZM142 105V106H143ZM148 104H146V106H147ZM159 105V104H158ZM49 106V107H48ZM71 106H72V103H71ZM71 106H69L71 109L73 108V107H75V102H74V106L73 107H71ZM141 106V105H140ZM146 106H145V108H146ZM35 107V106H34ZM51 107H53V109L51 108ZM80 107V106H79ZM144 107V106H143ZM153 107L154 106H152L151 108L153 109ZM154 108V111H152V113H153V115H154V113L157 111V110H155V109H157V108ZM45 108V107H44ZM64 108V107H63ZM80 108H82V107H80ZM96 108V107H95ZM30 109V108H29ZM28 109V110H29ZM35 109H36V107H35ZM67 109V108H66ZM74 109L75 108H73V111H74ZM89 115L92 113L93 114V118H94V116H96L95 115V111H93L92 110V107H90L89 106ZM148 109V111L150 110V107H148L147 108ZM147 109H145V110H147ZM26 110V109H25ZM28 110H27V112H28ZM56 110H57V108H56ZM76 110H77V108H76ZM95 110V109H94ZM142 110V109H141ZM144 110V109H143ZM158 110H160V109H158ZM30 111V110H29ZM45 111H46V109H45ZM48 111H49V109H48ZM68 111L69 112H71L69 109H68ZM78 111V110H77ZM91 111H93V112H91ZM23 112H25V111H23ZM51 112V111H50ZM50 112H48L47 114L49 115V113ZM76 111H74V113H75ZM142 112V111H141ZM151 112V111H150ZM149 112V116L152 114V113H150ZM173 112H175V111H173ZM179 112V111H178ZM28 113H31V112H28ZM42 113L46 116L47 114H46V112L44 113L43 112V109H42ZM76 113H78V112H76ZM87 113V114H88ZM143 113H145V111L143 112ZM142 113V114H143ZM147 113V112H146ZM157 113V112H156ZM169 113V112H168ZM33 114V113H32ZM43 114H41V116H39L38 117V119H36V120H34V122L36 123V121H38V123H39V125L40 126H45L46 124L48 125V123H46L45 124V121H49L50 120V117L47 115V117H49V118H47V117H44V115ZM55 114V113H54ZM54 114H51L50 116H53ZM68 114H70V113H68ZM73 113L71 112V114H70V116L72 115ZM132 114V113H131ZM130 114V115H131ZM134 114V113H133ZM141 114V113H140ZM160 114V113H159ZM29 115V114H28ZM37 115V114H36ZM43 115V116H42ZM56 115V114H55ZM65 115V114H64ZM67 115V114H66ZM144 115V114H143ZM157 115V114H156ZM23 116V115H22ZM21 116V117H22ZM27 116V115H26ZM35 116V115H34ZM33 116V117H34ZM73 117L74 116H77L76 114L74 115H72ZM71 116V117H72ZM128 116V115H127ZM126 116V117H127ZM136 116V115H135ZM134 116V117H135ZM138 116V115H137ZM148 116V117H149ZM176 116H178L177 114H176ZM175 116V117H176ZM21 117H19V118H21ZM31 117V116H30ZM36 117V116H35ZM91 117V119L92 120H95V119H93ZM129 118L131 117V116H128ZM127 117V118H128ZM156 117V116H155ZM160 117V116H159ZM175 117H174V119H175ZM32 118V117H31ZM37 118V117H36ZM51 118H53L54 119V117H51ZM56 118V117H55ZM65 118V117H64ZM90 118V117H89ZM96 118H99L100 119V117H96ZM139 117H137V119H138ZM141 118V117H140ZM139 118V119H140ZM162 118H164V116L162 117ZM171 118H173V117H171ZM23 119V118H22ZM21 119V120H22ZM28 119V118H27ZM26 119V120H27ZM47 119V120H46ZM67 119V118H66ZM91 119H90V121L89 122H91ZM133 119V118H132ZM151 119V118H150ZM166 119V118H165ZM55 120V119H54ZM65 120V119H64ZM74 120V119H73ZM103 120V119H102ZM134 120H135V118H134ZM153 120H155V118L153 119ZM156 120H158L157 122H159V119H158V115H157V118H156ZM156 120H155V122H156ZM171 120V119H170ZM25 121V120H24ZM33 121V120H32ZM47 121V122H48ZM50 121H53V120H50ZM57 121V120H56ZM56 121H54V122H56ZM76 121H77V119H76ZM95 121H97V119L95 120ZM99 121V120H98ZM128 121H130V119L128 120ZM133 121V120H132ZM138 121V120H137ZM136 121V122H137ZM161 121V120H160ZM174 121H176V120H174ZM27 122V121H26ZM53 122V123H54ZM145 122V121H144ZM154 122V123H155ZM157 122L154 124L155 126H157V127H155V128H153V129H156V130H158V131H160L161 133H163V134H165V136H166V134L168 135L169 134V130L168 131H166L167 129V126L165 127H162V125H161V123L160 124H157ZM171 122V121H170ZM169 122V120L167 121V123H170ZM24 123V122H23ZM22 123V124H23ZM29 123V122H28ZM27 123V124H28ZM57 123V122H56ZM56 123L54 124V127H55V125H56ZM92 124H90V125H94L93 123L94 122H91ZM100 123H102L103 124V122H101L100 121ZM131 123V122H130ZM141 123H143V121L141 122ZM146 123V122H145ZM149 123H151L150 121H149ZM45 124V125H44ZM49 124L51 125L52 123L51 122H49ZM71 124V123H70ZM173 124V123H172ZM175 124V123H174ZM181 124V123H180ZM35 125V124H34ZM37 126L38 127V129H39V127L40 126ZM64 125V124H63ZM95 125H96V123H95ZM101 125V124H100ZM131 125V124H130ZM146 125H147V123H146ZM167 125V124H166ZM169 125V124H168ZM141 126V125H140ZM147 126H152V125H147ZM183 125H181V127H182ZM4 127V126H3ZM2 127V128H3ZM16 127H17V125H16ZM23 127V126H22ZM53 127V128H54ZM72 127V126H71ZM144 127V126H143ZM154 127V126H153ZM176 127H178V130H179V128H180V126H179V123H178V125H176ZM1 128V129H2ZM40 128H42V127H40ZM48 128H49V126H48ZM48 128H46V126H45V130L42 128L41 130H44V132L46 133V129H47V131H49L48 130ZM52 128V129H53ZM59 128V127H58ZM74 128V127H73ZM133 128H134V124H133ZM138 128V127H137ZM140 128V127H139ZM145 128H146V126H145ZM173 128H174V126H173ZM224 127H222V129H223ZM8 129V128H7ZM9 129H10V126H9ZM34 129V128H33ZM51 129V130H52ZM92 129V128H91ZM175 129V128H174ZM173 129V130H174ZM181 129H183V127L181 128ZM4 130V128L2 129V131ZM6 130V129H5ZM17 130V129H16ZM35 130H37V129H35ZM39 131V132H41L42 133V131ZM54 130V129H53ZM52 130V131H53ZM224 130V129H223ZM55 132H53V133H59L58 131V129L57 128H55V130H54ZM76 131V130H75ZM135 131V130H134ZM140 131H142V130H140ZM145 131V130H144ZM148 129L146 130V134L148 135ZM151 131H153V132H155L154 130H151ZM174 131H176V130H174ZM181 131V130H180ZM5 132V131H4ZM37 134H39L37 131H35ZM44 132H43V134H44ZM138 132V131H137ZM159 132V133H160ZM186 132V131H185ZM7 133V132H6ZM17 133H18V130H17ZM40 133V134H41ZM141 133V132H140ZM159 133H155L156 135H161V138H162V135L163 134H159ZM180 133V132H179ZM182 133H183V131H182ZM19 134H21V133H19ZM24 134V133H23ZM22 134V135H23ZM39 134V135H40ZM73 134V133H72ZM80 134H81V132H80ZM138 134V133H137ZM144 134H145V132H144ZM172 134V133H171ZM176 134V133H175ZM175 134H174V136H175ZM4 135V134H3ZM7 135V134H6ZM18 135V134H17ZM22 135H18V136H22ZM38 135V136H39ZM56 134H52V136H55ZM84 135V134H83ZM90 135V134H89ZM99 135V134H98ZM97 135V136H98ZM103 135V134H102ZM107 135V134H106ZM105 135V136H106ZM151 135H152V133H151ZM156 135H155V138H156ZM16 136V135H15ZM14 136V137H15ZM29 136V135H28ZM87 136H88V133H87ZM153 136H154V134H153ZM164 136V135H163ZM164 136V137H165ZM17 137V136H16ZM23 137V136H22ZM30 137V136H29ZM36 137V136H35ZM40 137H45V135H40ZM39 137V138H40ZM58 137V136H57ZM74 137V136H73ZM79 137V136H78ZM104 137V136H103ZM107 137V136H106ZM139 137L141 138L142 136L141 135H139ZM144 137H145V135H144ZM149 137V136H148ZM158 137V136H157ZM160 137V136H159ZM171 137V136H170ZM170 137H166V139L167 138H169L170 139ZM38 138V137H37ZM51 138H53V137H51ZM54 138H56V137H54ZM71 138V137H70ZM93 138H94V136H93ZM99 138V137H98ZM146 138V137H145ZM145 138H144V140H145ZM20 139V138H19ZM29 139V138H28ZM30 139H33V137H30ZM44 139V138H43ZM42 138L40 139V140H43ZM58 139V138H57ZM84 139V138H83ZM87 140H88V138H86ZM85 139V140H86ZM92 139V138H91ZM97 139V138H96ZM95 139V140H96ZM104 139V138H103ZM150 139V138H149ZM162 139H164V138H162ZM161 139V140H162ZM8 140V139H7ZM15 140H16V138H15ZM23 140H24V138H23ZM37 140V139H36ZM39 140V139H38ZM56 140V139H55ZM75 140V139H74ZM78 140V139H77ZM80 140V139H79ZM94 140V139H93ZM143 140V139H142ZM141 140V141H142ZM152 140V139H151ZM160 140V139H159ZM158 140V141H159ZM172 140V139H171ZM175 139H173V141H174ZM177 140H179V138H177ZM16 141H18V140H16ZM33 140H31L30 142H32ZM52 142H53V140H51ZM57 141H59V140H56V145H58L59 143L57 142ZM81 141V140H80ZM97 141V140H96ZM103 141V140H102ZM141 141H139V143L141 142ZM157 141V140H156ZM155 141V142H156ZM163 141V140H162ZM168 141V140H167ZM181 141V140H180ZM35 142V141H34ZM37 142V141H36ZM44 143H45V141H43ZM43 142L41 141V143H39V144H41L42 145V148H43V150H44V146L47 144V143H45V144H43ZM77 142V141H76ZM83 142H85V141H83ZM134 142V141H133ZM136 142H138V141H136ZM146 142H148V140L146 141ZM153 142V141H152ZM151 142V143H152ZM161 142V141H160ZM165 142H166V140H165ZM176 142V141H175ZM18 143V142H17ZM69 143H70V141H69ZM87 143V142H86ZM94 143V142H93ZM145 143V142H144ZM150 143V142H149ZM154 143V142H153ZM157 143H159V142H157ZM32 144V143H31ZM52 144V143H51ZM73 144V143H72ZM85 144V143H84ZM88 144H89V142H88ZM136 144V143H135ZM143 144V143H142ZM160 144V143H159ZM159 144H157V146H159ZM177 144V143H176ZM183 144V143H182ZM5 145V144H4ZM10 145V144H9ZM34 145H36V143H34ZM40 145V146H41ZM60 145V144H59ZM68 145V144H67ZM99 145V144H98ZM102 145V144H101ZM133 145H134V143H133ZM150 145V144H149ZM156 145V144H155ZM39 146V145H38ZM53 146H54V142H53ZM87 146V145H86ZM90 146V145H89ZM142 145H141V143H140V147H141ZM145 146H146V144H145ZM153 146V145H152ZM162 146V145H161ZM5 147V146H4ZM9 147H11V146H9ZM36 147V146H35ZM46 147V146H45ZM54 147H56V146H54ZM54 147H53V149H54ZM59 147H61V145L59 146ZM91 147H92V145H91ZM91 147H90V149H91ZM102 147L103 146H101L100 147V149L99 150H102ZM147 147V146H146ZM145 147V148H146ZM154 147H156V146H154ZM154 147L152 148V149H154ZM160 147V146H159ZM6 148H8V147H6ZM42 148H40L41 150H42ZM50 148L52 149V146H50ZM49 148V149H50ZM57 148V147H56ZM66 148V147H65ZM85 148V147H84ZM96 148V147H95ZM148 148H150L149 146L147 147V149ZM5 149V148H4ZM9 149V148H8ZM7 149V150H8ZM30 149H32V148H30ZM36 149H38V147H36ZM46 149H47V147H46ZM49 149H47L46 151H48ZM60 149V148H59ZM59 149L57 150V153H60V152H58L59 151ZM104 149V148H103ZM160 149V148H159ZM6 150V149H5ZM13 150H15V147H14V149H12V151L10 152V153H13L14 151ZM33 150V149H32ZM34 150H35V148H34ZM39 150V149H38ZM40 150V151H41ZM55 150V151H56ZM67 150V149H66ZM105 150V149H104ZM46 151H44V152H46ZM86 151V150H85ZM146 151V150H145ZM157 151V150H156ZM8 152L9 151H6V155L8 154ZM33 153H34V151H32ZM41 152H43V151H41ZM43 152V154L45 155V153ZM50 152H51V150L50 151H48V153L50 154ZM149 152V151H148ZM2 153H3V151H2ZM1 153V150H0V173L2 174V172H4V174L7 172L6 170H8L9 171V175H10V168L12 167L11 166V164L9 163V160H8V157H7V159H5L6 157V155L5 156H2L3 154ZM15 153V155H14V157L12 156V158H15L16 157V151L14 152ZM31 153V152H30ZM38 153V152H37ZM40 153V152H39ZM47 153V152H46ZM48 153L46 154V157H51V158H49V159H51V161H56L55 160V157H54V155H52L51 154V156L49 155V156H47L48 155ZM82 153V152H81ZM80 153V154H81ZM32 154V153H31ZM29 155V157L30 156H33V155ZM41 154V153H40ZM76 154V153H75ZM79 154V155H80ZM101 154H105V153H101ZM18 155V154H17ZM8 156V155H7ZM34 156H35V154H34ZM85 156V155H84ZM104 156V155H103ZM103 156H102V158H103ZM141 156H142V154H141ZM144 156V155H143ZM142 156V157H143ZM43 157H45V156H43ZM79 157H81V156H79ZM95 157V156H94ZM108 157V156H107ZM11 158V159H12ZM37 159H38V157H36ZM98 158V157H97ZM144 158H146V156L144 157ZM84 159V158H83ZM82 160V159H81ZM100 160V159H99ZM103 160V159H102ZM110 160V159H109ZM143 160H145V159H143ZM39 161V159L37 160V162ZM47 161V160H46ZM50 161V163H52ZM66 161V160H65ZM77 161V160H76ZM10 162H11V160H10ZM107 162V161H106ZM56 162H53L52 164L54 165ZM90 163V162H89ZM102 163V162H101ZM100 163V164H101ZM76 164V163H75ZM81 164V163H80ZM123 164V165H122ZM121 165H122V167H125L124 165L126 164H124V163H122ZM11 167H10V166ZM51 165V164H50ZM102 165V164H101ZM127 165V164H126ZM90 166V165H89ZM128 166V165H127ZM100 167V166H99ZM44 168V167H43ZM90 168V167H89ZM95 168H97V166L95 167ZM126 168V167H125ZM56 169V168H55ZM93 170V172H94V168H92ZM99 169H101V168H98V169H96V171L98 172L97 174H100L102 171V169L101 170H99ZM121 169V168H120ZM127 169V168H126ZM6 171V172H5ZM70 171V170H69ZM101 171V172H100ZM110 171V170H109ZM121 171V170H120ZM104 172V171H103ZM123 172V171H122ZM121 172V173H122ZM125 172V171H124ZM8 173V172H7ZM89 173H91V172H89ZM88 173V174H89ZM95 173V172H94ZM111 172H109V174H110ZM125 173H127V172H125ZM3 174V175H4ZM46 174H47V172H46ZM80 174V173H79ZM124 174V173H123ZM3 175H0V176H3ZM8 175V174H7ZM95 175V174H94ZM103 175V174H102ZM120 175V174H119ZM118 175V176H119ZM128 175V174H127ZM126 175V176H127ZM46 176V175H45ZM44 176V177H45ZM93 176V175H92ZM91 176V177H92ZM95 176H97V175H95ZM109 176V175H108ZM112 176H114V175H112ZM117 176V175H116ZM121 176V175H120ZM125 175H124V177H126ZM47 177V176H46ZM49 177V176H48ZM89 177V176H88ZM90 177V178H91ZM101 176H99L98 178H100ZM106 177V176H105ZM1 178V177H0ZM59 178V177H58ZM69 178V177H68ZM97 178V177H96ZM95 178V179H96ZM131 178V177H130ZM102 179H103V177H102ZM122 179V178H121ZM2 180H3V178H2ZM8 180V179H7ZM58 180V179H57ZM92 180V179H91ZM127 180V179H126ZM5 181V180H4ZM9 181V180H8ZM92 181H94V180H92ZM115 181H116V179H115ZM1 182V181H0ZM3 182V181H2ZM6 182V181H5ZM10 182H12V181H10ZM48 182V181H47ZM50 182V181H49ZM52 182V181H51ZM57 181L55 180V183H56ZM95 182V181H94ZM119 182V181H118ZM126 182V181H125ZM130 182V181H129ZM9 183V182H8ZM8 183H7V185H8ZM55 183H54V185H55ZM68 183V182H67ZM89 183V182H88ZM105 183H106V181H105ZM108 183V182H107ZM111 183V182H110ZM63 184V183H62ZM62 184H61V186H62ZM64 184H66L65 182H64ZM63 184V185H64ZM120 184V183H119ZM114 185V187L115 186H117V188L115 189L114 188V190H117L119 187H120V185ZM5 185V184H4ZM50 185H52V183L50 184ZM68 185V188H71L72 186L70 185V184H67ZM67 185H64V186H66L67 187ZM105 185V184H104ZM110 186H111V189L113 190V183L112 184H109ZM129 185V184H128ZM13 185H11V183H10V186L9 187H12ZM69 186H71V187H69ZM79 186H80V184H79ZM107 186V185H106ZM123 186V185H122ZM66 187H64L63 188V190L66 188ZM100 187V186H99ZM99 187H97V188H99ZM129 187V186H128ZM55 187H53V189H54ZM62 187H60V189H61ZM108 188V187H107ZM106 188V189H107ZM1 189V188H0ZM15 189V188H14ZM71 189H73V188H71ZM101 190H102V188H100ZM100 189H97V193L99 194V192H100V194H101V190ZM9 190V189H8ZM16 190V189H15ZM52 190V189H51ZM62 190V189H61ZM60 190V191H61ZM100 190V191H99ZM113 190V192L115 193V191ZM119 190V189H118ZM122 190V189H121ZM128 190V189H127ZM2 193H3V191L4 192H6V190H0ZM9 191H11V190H9ZM57 192V191H56ZM64 192V191H63ZM118 192V191H117ZM116 192V193H117ZM58 193V192H57ZM69 193H71V192H69ZM119 193H121V192H119ZM125 193V192H124ZM12 194H13V192H12ZM12 194H10V192H8V193H4L3 195L0 193V195L2 196H0L1 198H0V201L1 202H6L7 203V210H5V212H1L0 213V260H3L4 261V263L5 264H10V262L12 261V260H14V259H12V260H10L9 259V255H7V253L5 252V251H7V250H4L5 249V247H6V245L8 244H5L4 243V238L6 237V236H13V237H15L14 239V241H13V243H10V246H12L13 248H15V249H17L16 251H19V252H22V251H29V250H33L34 252H31L32 254V258H30L31 256H29V258H30V260H31V263L32 264H41V262L42 261H44L45 259V256H44V254H46L45 253V251H42V248H41V246L40 245H38V243L36 242V243H31L30 242V244H29V242L27 243V241H24L23 239H25V240H28V241H30V239H34V237H35V233H34V229H31V230H29V226L31 225V224H33V222H32V218L30 217L31 215H29V212L28 211H30L31 210V205L28 203V202H30V201H25L26 200V198H25V200H24V196H23V198H21L19 195H18V193H14L13 195ZM16 194H17V196H16ZM20 194V193H19ZM60 194H62V193H60ZM82 194V193H81ZM99 194V195H100ZM16 197H15V196ZM33 195H35V194H33ZM32 195V196H33ZM57 195V194H56ZM80 195V194H79ZM114 195V197H115V194H113ZM117 195V194H116ZM121 195V194H120ZM138 195V194H137ZM142 195V194H141ZM18 196L20 197L19 199H18ZM30 196H31V194H30ZM82 196V195H81ZM85 196V195H84ZM119 196V195H118ZM118 196H116V198L115 199H120L121 197H119L118 198ZM127 196V195H126ZM140 196V195H139ZM138 196V197H139ZM47 197H48V195H47ZM57 197V196H56ZM60 197V196H59ZM101 197V196H100ZM130 197V196H129ZM15 198H17V200H15L16 202H14V200L13 199H15ZM33 198V197H32ZM35 198V197H34ZM99 198V197H98ZM102 198V197H101ZM101 198H99L100 200H102ZM29 199H31V197L29 198ZM81 199V198H80ZM32 200V199H31ZM34 200V199H33ZM32 200V201H33ZM55 200V199H54ZM57 200H58V197H57ZM142 200V199H141ZM56 201V200H55ZM69 201V200H68ZM82 201H84L83 200V198H82ZM123 201V200H122ZM121 201V202H122ZM129 201H130V199H129ZM138 201V200H137ZM0 202V203H1ZM14 202V203H13ZM34 202V201H33ZM33 202H30V203H33ZM61 202V201H60ZM78 202V201H77ZM79 202H80V200H79ZM119 202H120V200H119ZM53 203V202H52ZM59 203V202H58ZM89 203V202H88ZM116 203H118L117 201H116ZM127 203V202H126ZM130 203H132V202H129V204ZM141 203V202H140ZM29 204V205H28ZM60 204V203H59ZM69 204V203H68ZM78 205H80V203H77ZM119 204V203H118ZM142 205H143V203H141ZM145 204V203H144ZM149 204V203H148ZM1 205H3V204H1ZM49 205H52V204H50L49 203ZM57 205V204H56ZM120 205V204H119ZM55 206V205H54ZM53 206V207H54ZM62 206V205H61ZM76 206V205H75ZM82 206V205H81ZM80 206V207H81ZM147 206H149V205H147ZM0 207H4V206H0ZM79 207V206H78ZM80 207H79V209H80ZM143 207V206H142ZM144 207H146L145 205H144ZM5 208V207H4ZM85 208V206L84 207H82L81 209H82V211H83V209ZM128 208V207H127ZM137 208H138V206H137ZM150 208V207H149ZM2 209V208H1ZM39 209H41V208H39ZM39 209H38V212H40L39 211ZM68 209V208H67ZM81 209H80V211H81ZM93 209V208H92ZM123 209V208H122ZM132 209V208H131ZM141 209V208H140ZM32 210H33V208H32ZM58 210H59V208H58ZM85 210H86V208H85ZM84 210V211H85ZM147 210V209H146ZM35 211H37V210H34L33 212H35ZM66 211V210H65ZM101 211V210H100ZM114 211V210H113ZM122 211V210H121ZM143 211V210H142ZM144 211H145V209H144ZM33 212L31 213V211H30V213L31 214H33ZM43 212V211H42ZM133 212V211H132ZM137 212V211H136ZM65 213V212H64ZM80 213V212H79ZM82 213V212H81ZM80 213V214H81ZM129 213H130V211H129ZM128 213V214H129ZM134 213V212H133ZM54 214V213H53ZM100 214V213H99ZM127 214V215H128ZM131 215H132V213H130ZM151 214V213H150ZM149 214V215H150ZM50 215V214H49ZM48 215V216H49ZM84 215H85V213H84ZM93 215V214H92ZM145 215V214H144ZM34 216V215H33ZM40 216V215H39ZM91 216V215H90ZM130 216V215H129ZM143 216V215H142ZM37 217V216H36ZM51 217V216H50ZM71 217H72V215H71ZM118 217V216H117ZM57 218H58V216H57ZM67 218V217H66ZM91 218V217H90ZM114 218V217H113ZM129 218V217H128ZM41 219V218H40ZM72 219V218H71ZM99 219V218H98ZM132 219H135L134 217L132 218ZM56 220H58V219H56ZM67 220L69 221L70 219H68L67 218ZM66 220V221H67ZM65 221V220H64ZM65 221V222H66ZM97 221V220H96ZM72 222H74V221H72ZM72 222L70 223V224H72ZM35 223H36V221H35ZM47 223V222H46ZM58 223V222H57ZM60 223V222H59ZM62 223V222H61ZM68 223V222H67ZM80 223V222H79ZM63 224V223H62ZM85 224V223H84ZM100 224V223H99ZM127 224V223H126ZM33 225H35V224H33ZM42 225V224H41ZM63 225H65V224H63ZM97 225H98V223H97ZM134 225H135V223H134ZM68 226V225H67ZM93 226V225H92ZM102 226V225H101ZM100 226V227H101ZM42 227V226H41ZM40 227V229L42 230V228ZM65 227H66V225H65ZM98 227V226H97ZM104 227V226H103ZM44 228V227H43ZM63 228V227H62ZM93 228V227H92ZM88 229V228H87ZM33 230V231H32ZM57 230V229H56ZM69 230V229H68ZM92 230V229H91ZM94 231V230H93ZM97 231H98V229H97ZM61 232V231H60ZM92 232V231H91ZM96 232V231H95ZM99 232V231H98ZM49 233V232H48ZM68 233V232H67ZM70 233V232H69ZM41 234V233H40ZM39 234V236H41ZM52 234V233H51ZM94 234V233H93ZM45 235V234H44ZM53 235V234H52ZM61 235V234H60ZM65 235V234H64ZM71 235V234H70ZM59 236V235H58ZM62 236V235H61ZM65 236H67V234L65 235ZM75 236V235H74ZM77 236V235H76ZM81 236V235H80ZM4 237V238H3ZM42 237V236H41ZM63 237V236H62ZM69 237V236H68ZM71 237V236H70ZM2 238H3V242L1 241L2 240ZM12 238V237H11ZM45 238V237H44ZM47 238H49L50 239V237H47ZM99 238V237H98ZM97 238V239H98ZM12 240V239H11ZM10 240V241H11ZM90 240V239H89ZM38 241H39V239H38ZM40 241H42L41 239H40ZM44 241V240H43ZM57 241V240H56ZM68 241V240H67ZM83 241V240H82ZM49 242H50V240H49ZM84 242V241H83ZM244 242V241H243ZM245 242H247V241H245ZM107 243V242H106ZM43 244V243H42ZM46 244V243H45ZM48 244V243H47ZM51 244V243H50ZM62 244V243H61ZM69 244H71V243H69ZM89 244V243H88ZM99 244V243H98ZM104 244V243H103ZM248 246H249V244L248 243H246ZM44 245V244H43ZM90 245V244H89ZM92 245H94V244H92ZM9 246V245H8ZM50 246V245H49ZM48 246V247H49ZM60 246V245H59ZM62 246V245H61ZM64 246V245H63ZM220 246V245H219ZM241 246V245H240ZM45 247H46V245H45ZM4 248V249H3ZM9 248V247H8ZM50 248H52V247H50ZM60 248V247H59ZM64 248V247H63ZM90 248V247H89ZM219 249H220V247H218ZM221 248H222V246H221ZM10 249V248H9ZM46 249V248H45ZM53 249V248H52ZM65 249H67V248H65ZM218 249V250H219ZM223 249H224V247H223ZM222 249V250H223ZM11 250V249H10ZM56 250V249H55ZM91 250V249H90ZM99 250V249H98ZM136 250V249H135ZM221 250V251H222ZM52 251V250H51ZM57 251V250H56ZM58 251H59V249H58ZM57 251V252H58ZM240 251V250H239ZM245 251V250H244ZM18 252V253H19ZM43 252H44V254H43ZM60 253V252H59ZM66 253H67V251H66ZM108 253V252H107ZM242 253H243V251H242ZM9 254V253H8ZM16 254V253H15ZM26 254V253H25ZM27 254H29V252L27 253ZM48 254V253H47ZM84 254V253H83ZM13 255V254H12ZM50 256H51V254H49ZM55 255H57V254H55ZM60 255V254H59ZM68 255V254H67ZM67 255H65L66 257H69V256H67ZM71 255V254H70ZM76 255V254H75ZM114 255V254H113ZM138 255V254H137ZM243 255V254H242ZM142 256V255H141ZM141 256H139V257H141ZM18 257V256H17ZM17 257H15V258H17ZM21 257H24V256H21ZM20 257V258H21ZM61 257H63V256H61ZM82 257H84V256H82ZM243 257V256H242ZM11 258H14V257H12L11 256ZM47 258H49V257H47ZM57 258H58V256H57ZM60 258V257H59ZM64 258V257H63ZM76 258V257H75ZM74 258V259H75ZM101 258V257H100ZM112 258V257H111ZM241 258V257H240ZM19 259V258H18ZM44 259V260H43ZM50 259H53V257L51 258L50 257ZM135 259V258H134ZM139 259H141V258H139ZM147 259V258H146ZM16 260V259H15ZM26 260V259H25ZM27 260H29V259H27ZM27 260L26 261H23V262H27ZM57 260V259H56ZM63 260V259H62ZM71 260V259H70ZM77 260V259H76ZM79 260V259H78ZM114 260V259H113ZM120 260V259H119ZM143 260V259H142ZM165 261H166V259H164ZM17 261V260H16ZM16 261H15V263H16ZM20 261H22L21 259H20ZM55 261V260H54ZM53 261V262H54ZM65 262H66V260H64ZM72 261H74V260H72ZM105 261V260H104ZM1 262V261H0ZM23 262H21V263H23ZM29 262V264H30V261H28ZM102 262V261H101ZM110 262V261H109ZM127 262V261H126ZM150 262V261H149ZM148 262V263H149ZM168 262V261H167ZM14 263V264H15ZM46 263V262H45ZM61 263V262H60ZM69 263V262H68ZM106 263V262H105ZM120 263V262H119ZM118 263V264H119ZM152 263V262H151ZM13 264V263H12ZM24 264V263H23ZM43 264V263H42ZM56 264H57V262H56ZM65 264V263H64ZM98 264V263H97Z\"/></svg>",
	"mask_w": 264,
	"mask_h": 264
}]
</instances>
